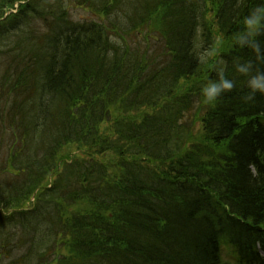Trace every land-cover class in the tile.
Listing matches in <instances>:
<instances>
[{
    "label": "trees",
    "instance_id": "trees-1",
    "mask_svg": "<svg viewBox=\"0 0 264 264\" xmlns=\"http://www.w3.org/2000/svg\"><path fill=\"white\" fill-rule=\"evenodd\" d=\"M259 3L0 0V264H264V98L232 41Z\"/></svg>",
    "mask_w": 264,
    "mask_h": 264
},
{
    "label": "clouds",
    "instance_id": "clouds-1",
    "mask_svg": "<svg viewBox=\"0 0 264 264\" xmlns=\"http://www.w3.org/2000/svg\"><path fill=\"white\" fill-rule=\"evenodd\" d=\"M244 28L233 34L234 47L250 49L252 59L238 60L235 65L236 72L245 78L246 93L243 95L245 103L253 102L258 97L264 98V69L257 64H264V0L252 8L242 21ZM236 82L226 75H219L209 79L202 87L201 94L206 102H216L221 95L231 93L236 89Z\"/></svg>",
    "mask_w": 264,
    "mask_h": 264
},
{
    "label": "rangeland",
    "instance_id": "rangeland-1",
    "mask_svg": "<svg viewBox=\"0 0 264 264\" xmlns=\"http://www.w3.org/2000/svg\"><path fill=\"white\" fill-rule=\"evenodd\" d=\"M72 11H73V9L71 10V12ZM73 15H74V18L80 19V20H83L87 16L82 11H75ZM71 19H72V16H71ZM77 152L78 151H75L74 153L77 154ZM67 154H68V156H69L70 159L73 158V155H70V153H67ZM64 163H67V161H64ZM61 171H62L61 168L58 167V173H60ZM53 182L54 181H53L52 178H47V180H46L47 186H46V189L43 190V193L45 194V197L44 198H43V196H40V195L36 194L35 195V199H31L30 202L25 205V207L20 208V209H13L9 213L14 215L16 213H19V211H22V212L24 211L25 214H28V211H30L29 212L30 214L35 215L34 214L35 213L34 211L38 208V206L39 207H43L44 206V205L41 206V202L36 201V199H41V198H43L45 201L46 200L47 201H52V202H54V204L55 203L60 204L61 199L60 198H59V200L56 199V197L53 195V193L48 192L49 189L51 188V185L53 184ZM61 210L62 211H65V210H67V207L64 208V209H61ZM9 213H7V214H9ZM4 217H5V213H4ZM20 217H23V216H20L19 214L15 216V219L16 220H15V222H12V224H13L12 226H14V224H17V221L19 220ZM0 223H2L3 225H5V223H11V222H1L0 221ZM41 241L42 240L40 239V242ZM223 246H225V245H222L220 249H222ZM58 256H59V251H57V250L51 251V255L48 257V261H52V260L56 259ZM221 256H222V258L225 261H230L232 259L231 254H228V248L222 250ZM232 262H229V263H232Z\"/></svg>",
    "mask_w": 264,
    "mask_h": 264
},
{
    "label": "bare ground",
    "instance_id": "bare-ground-1",
    "mask_svg": "<svg viewBox=\"0 0 264 264\" xmlns=\"http://www.w3.org/2000/svg\"><path fill=\"white\" fill-rule=\"evenodd\" d=\"M207 82H208V80H207ZM50 255H51V253H50ZM43 261L47 262V261H48V259H46V260H43ZM47 263H48V262H47Z\"/></svg>",
    "mask_w": 264,
    "mask_h": 264
}]
</instances>
